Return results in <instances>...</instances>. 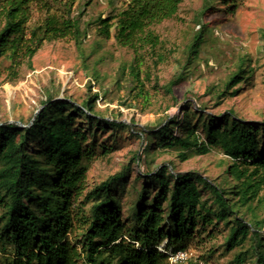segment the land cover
<instances>
[{"label":"rangeland","instance_id":"1","mask_svg":"<svg viewBox=\"0 0 264 264\" xmlns=\"http://www.w3.org/2000/svg\"><path fill=\"white\" fill-rule=\"evenodd\" d=\"M129 1L90 0L86 6L89 0H34L26 11V38L48 17L63 19L70 10L79 24L81 53L71 38H64L43 42L30 63L21 55L14 72L8 69L10 61L0 58V123L28 125L47 97L81 106L88 97L98 95L93 113L123 127L102 128L83 117L75 120V126L87 136L85 146L92 156L75 208L82 207L87 214L91 203H84L85 194L109 177L124 173L112 185L111 194L122 220L132 226L142 195L149 192L146 196L152 200L157 192L150 177L161 166L172 174L194 172L230 189L237 185L225 174L229 163L220 149L181 162L178 150L157 146L151 134L167 123L177 135L179 126L171 122H182L183 109L188 108L196 113L189 121L201 140L202 124L210 116L220 119L233 114L240 121L264 126V0H181L172 19L150 27L159 44L155 49L146 47L139 64L134 63L132 50L117 43L116 20L108 38L101 35L98 24V19L118 16ZM199 36L194 54L190 48ZM132 67H136L138 81L131 74ZM238 70L244 71V81L225 91V84ZM180 75L184 79L168 94L165 87ZM233 91L237 92L232 97ZM28 148L34 155L40 145ZM198 190L211 206L214 195L210 190L200 184ZM228 198L233 202L232 196ZM251 208H236V216L250 222L264 219V207L254 201ZM226 222L214 220L184 251L202 264H236L239 254L244 255L242 264H257L258 253L264 254V226L257 241L249 236L240 247L226 252L225 238L231 228ZM76 228L68 235L71 243L80 238L82 226ZM12 256L10 247L0 249V264Z\"/></svg>","mask_w":264,"mask_h":264},{"label":"trees","instance_id":"2","mask_svg":"<svg viewBox=\"0 0 264 264\" xmlns=\"http://www.w3.org/2000/svg\"><path fill=\"white\" fill-rule=\"evenodd\" d=\"M33 1L0 0V58L10 61L8 69L13 72L20 57L30 63L45 41L71 38L81 53L79 24L71 18L70 10L63 19L48 17L31 38H26V11ZM180 2L130 0L118 16L98 19L100 33L108 38L116 20L117 43L132 50L134 63L139 64L141 52L159 44L150 27L172 19ZM89 3L90 0L85 5ZM199 38L190 48L194 54ZM135 68H131V74L138 81ZM243 73L238 70L233 74L225 91L244 81ZM183 79L181 75L176 77L165 91L171 94ZM97 99L94 94L76 106L66 99L47 97L28 125L0 123V249L10 247L13 251L6 264H169L168 255L157 247L164 243L165 252L184 251L187 243L204 235L214 220L231 225L225 238L226 252L240 247L249 236L257 241L264 219L244 220L236 216V208L252 210L254 201L264 207V126L240 121L233 114L220 119L208 117L202 124L203 140L190 124L189 116L196 113L189 108L183 109L182 122H171L179 126L177 135L167 123L151 135L157 146L178 150L181 162L207 155L213 148L220 149L229 163L225 174L237 183L234 188L214 184L194 172L172 174L161 166L150 177L157 184V192L152 200L146 196L149 192L142 195L132 226L122 220L111 194L112 185L121 181L124 173L109 177L85 194L84 203H91L87 214L82 207L75 208L92 159L85 146L87 136L75 126V120L83 117L87 123L102 128L123 127L93 113ZM198 115L203 117L199 111ZM31 144L40 145L37 154L30 153ZM143 151L145 147L140 153ZM199 184L214 195L215 208L202 199ZM228 196L233 197V202ZM231 217L232 222H228ZM76 225L82 226L80 238L71 243L68 235L78 230ZM243 261L244 255L239 254L236 264ZM256 262L264 264V254L259 252Z\"/></svg>","mask_w":264,"mask_h":264},{"label":"built area","instance_id":"3","mask_svg":"<svg viewBox=\"0 0 264 264\" xmlns=\"http://www.w3.org/2000/svg\"><path fill=\"white\" fill-rule=\"evenodd\" d=\"M157 250L168 255L169 264H202V262H200L199 260H191V258L185 251L168 253L164 251L163 247H157Z\"/></svg>","mask_w":264,"mask_h":264}]
</instances>
